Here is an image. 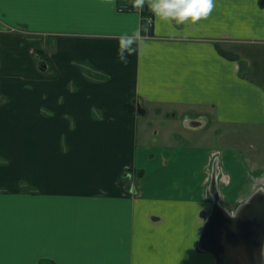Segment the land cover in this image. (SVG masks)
Masks as SVG:
<instances>
[{"label":"crops","instance_id":"crops-1","mask_svg":"<svg viewBox=\"0 0 264 264\" xmlns=\"http://www.w3.org/2000/svg\"><path fill=\"white\" fill-rule=\"evenodd\" d=\"M262 1L0 0V264H216L213 174L264 207Z\"/></svg>","mask_w":264,"mask_h":264},{"label":"water","instance_id":"water-1","mask_svg":"<svg viewBox=\"0 0 264 264\" xmlns=\"http://www.w3.org/2000/svg\"><path fill=\"white\" fill-rule=\"evenodd\" d=\"M262 3L264 4V0ZM138 103L141 105L139 101ZM215 182V175H213L211 184L214 197L213 209L201 233L200 247L203 250L211 252L217 264H221L220 259H224V257L214 254L216 249L219 252H223L222 246L224 244H243L246 247L257 249L258 255L256 258L258 257L260 263L264 264V230L257 236L256 226L249 223L254 216L264 218V207L261 206L262 208L259 209L255 205L258 195L252 197L248 202L243 203L237 209L236 213H233L221 205L219 192L214 187ZM128 188L129 190L133 189L132 182L128 183ZM208 239L214 244L212 246L213 249L206 244Z\"/></svg>","mask_w":264,"mask_h":264},{"label":"clouds","instance_id":"clouds-1","mask_svg":"<svg viewBox=\"0 0 264 264\" xmlns=\"http://www.w3.org/2000/svg\"><path fill=\"white\" fill-rule=\"evenodd\" d=\"M149 7L158 17L181 24L196 23L207 17L215 3L214 0H151Z\"/></svg>","mask_w":264,"mask_h":264},{"label":"flooded vegetation","instance_id":"flooded-vegetation-1","mask_svg":"<svg viewBox=\"0 0 264 264\" xmlns=\"http://www.w3.org/2000/svg\"><path fill=\"white\" fill-rule=\"evenodd\" d=\"M213 175H215V181H216L214 183V187H217L218 177L216 174H213ZM211 182H212V180H211ZM257 201H258V197H257ZM259 204L261 206H263L262 205L263 202L261 201V202L255 203L257 208L261 209L262 207ZM263 214H264V212H263ZM249 223L256 226V235L257 236L263 232V230H264V218H260L259 216H254L250 220ZM206 244L213 249L212 246L214 244L212 242H210L209 239L207 240ZM217 250L218 249H216V251H214L215 252L214 254L223 256L224 259L226 260L225 261L224 259H220L221 264H261L258 257L256 258V256L258 255V250L253 249L252 247H246L243 244H237V243L224 244L222 246L223 252H219ZM216 264H217V262H216ZM218 264H220V263H218Z\"/></svg>","mask_w":264,"mask_h":264},{"label":"rangeland","instance_id":"rangeland-1","mask_svg":"<svg viewBox=\"0 0 264 264\" xmlns=\"http://www.w3.org/2000/svg\"><path fill=\"white\" fill-rule=\"evenodd\" d=\"M140 11L143 13L145 25L152 26V24H153V17L147 12V9H144L143 7H141L140 8ZM229 140H228V135H227V136H225L222 139V141L220 140V142H222V144H227V143H229ZM210 141L213 142V139L210 138ZM215 141H216V143L219 142L218 137L216 138ZM208 258H210V257H208Z\"/></svg>","mask_w":264,"mask_h":264}]
</instances>
